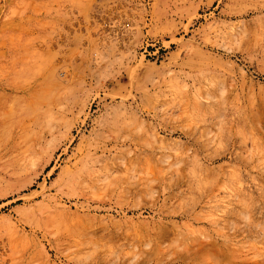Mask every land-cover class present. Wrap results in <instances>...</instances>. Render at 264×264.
<instances>
[{"label":"rangeland","instance_id":"374dc122","mask_svg":"<svg viewBox=\"0 0 264 264\" xmlns=\"http://www.w3.org/2000/svg\"><path fill=\"white\" fill-rule=\"evenodd\" d=\"M0 264H264V0H0Z\"/></svg>","mask_w":264,"mask_h":264}]
</instances>
